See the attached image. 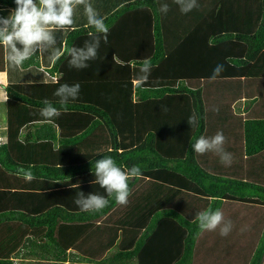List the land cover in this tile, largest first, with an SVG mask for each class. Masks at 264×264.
Listing matches in <instances>:
<instances>
[{"label":"trees","instance_id":"1","mask_svg":"<svg viewBox=\"0 0 264 264\" xmlns=\"http://www.w3.org/2000/svg\"><path fill=\"white\" fill-rule=\"evenodd\" d=\"M196 3L183 13L174 0L123 1L102 17L107 43L87 68L70 67L67 52L91 39L88 23L66 33L44 68L52 80L3 85L0 264H264V0ZM5 64L0 45V72ZM30 66L41 67L39 52L20 67ZM77 83L62 106L55 91ZM45 99L59 116L40 115ZM217 132L230 165L192 149ZM107 156L140 167L125 205L95 182ZM80 192L109 203L81 211ZM208 209L232 222L227 236L199 228Z\"/></svg>","mask_w":264,"mask_h":264},{"label":"clouds","instance_id":"2","mask_svg":"<svg viewBox=\"0 0 264 264\" xmlns=\"http://www.w3.org/2000/svg\"><path fill=\"white\" fill-rule=\"evenodd\" d=\"M179 6L180 11L187 13L197 7L196 0H174ZM15 10L11 11L6 17L0 16V45L8 48V60L13 66H21L32 56L39 52L43 54L52 49L56 41V31L63 30L73 24L74 6L84 4L87 15V23L94 29L90 32V40H86L83 47H72L67 55L70 57L68 63L70 67L84 69L89 66L88 61L97 58L101 39L107 43L109 32L104 19L100 18L91 4H85V0H14ZM169 6L163 4L158 9L161 13H167ZM2 11V9H0ZM150 61L145 59L142 72L150 71ZM224 66L218 64L213 70L211 79H215L222 71ZM146 79V76H145ZM80 85L62 84L55 91L54 95L59 97L62 106L67 105L69 100L78 98ZM45 107L40 110V115L44 118H53L60 115V111L53 104L45 99ZM213 111H219L213 108ZM191 126H198L199 117L193 113L188 118ZM5 136L0 135V141ZM223 132H217L213 137L200 136L194 143L192 149L197 154L215 152L220 156L221 162L230 165L232 154L225 151ZM95 182L105 189L108 197H114L117 204L125 205L131 194L129 180L141 175L140 167L133 166L130 170L124 171L117 166L116 162L110 157H103L95 162ZM28 181L35 179L30 173L25 174ZM75 203L81 211L95 212L105 208L109 200L97 194L80 192ZM198 226L201 230L214 231L220 228V235L227 236L232 228V222L224 221L223 213L217 209H208L196 215Z\"/></svg>","mask_w":264,"mask_h":264},{"label":"crops","instance_id":"3","mask_svg":"<svg viewBox=\"0 0 264 264\" xmlns=\"http://www.w3.org/2000/svg\"><path fill=\"white\" fill-rule=\"evenodd\" d=\"M97 1L98 0H85V4H91L92 7H94V3H96ZM111 1L113 0H109L108 2H111ZM114 1H115V5L113 7L118 5L120 1H126V0H114ZM83 5L84 4L74 6L73 24L71 26L66 27L63 30L56 31L55 33L56 41H57L56 45L52 49H49L48 52H45L43 54L39 53L41 67L30 66L27 68H22L20 66H13L8 60L9 50L5 46V63L6 64H5V70L0 72V93L2 91L4 93L3 85L8 82L47 81V80L53 79V77L49 75L45 71L44 68L50 66L53 59L62 52L64 48V38L68 30L71 29L75 25L81 24L83 22L82 18L87 17V15H84L82 11ZM0 9H2V11H0V16H5V17L12 11V7L8 5H4V4H0ZM4 100H5V95H4V98H2V95H1L0 96V109H1V102Z\"/></svg>","mask_w":264,"mask_h":264},{"label":"rangeland","instance_id":"4","mask_svg":"<svg viewBox=\"0 0 264 264\" xmlns=\"http://www.w3.org/2000/svg\"><path fill=\"white\" fill-rule=\"evenodd\" d=\"M123 2V1H120L118 3V5ZM115 5V1H111V2H108V1H102V0H98L96 3H94V9L95 11L97 12L98 16L100 18L104 17L105 15H107L108 13H110L112 10H114V8L118 5H116L115 7H113ZM113 8V9H112ZM111 9V10H110ZM82 11L84 13V15H86L85 13V5L82 6ZM83 22L79 25H75V26H80V25H83V24H86L87 23V17H83L82 18ZM73 26V27H75ZM2 95V98H4V95L5 93H3V91L0 93ZM0 95V96H1ZM239 106V105H238ZM239 107H242V104H240ZM4 105H2L1 109H0V135H4V132H5V124H4V121H5V115H4ZM82 264V262H69L68 264ZM49 264H58V263H49Z\"/></svg>","mask_w":264,"mask_h":264}]
</instances>
